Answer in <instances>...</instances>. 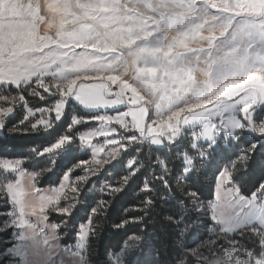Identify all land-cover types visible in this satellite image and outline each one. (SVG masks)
Wrapping results in <instances>:
<instances>
[{
    "label": "rangeland",
    "instance_id": "1",
    "mask_svg": "<svg viewBox=\"0 0 264 264\" xmlns=\"http://www.w3.org/2000/svg\"><path fill=\"white\" fill-rule=\"evenodd\" d=\"M92 81L104 84L117 107L74 113L61 136L33 149L31 168L27 157L0 154V243L8 244L0 264H87L91 219L64 244L61 222L49 217L103 190L105 181L88 194L83 187L139 144L164 146L187 133L200 148L242 130L264 135V0H0V133L21 108L24 119L13 131L52 130L79 84ZM23 87L57 98L35 107ZM83 95L84 102L94 96ZM74 154L86 158L57 183L39 185ZM192 167L185 155V173ZM231 168L203 206L214 222L211 238L179 264H264V185L244 195ZM243 230L257 237L260 253L238 245L234 236ZM138 238L111 252L110 264H137Z\"/></svg>",
    "mask_w": 264,
    "mask_h": 264
},
{
    "label": "trees",
    "instance_id": "2",
    "mask_svg": "<svg viewBox=\"0 0 264 264\" xmlns=\"http://www.w3.org/2000/svg\"><path fill=\"white\" fill-rule=\"evenodd\" d=\"M21 93L35 107L51 104L57 98L47 93L44 98L32 96L28 87L21 88ZM98 111L103 110H88L70 100L64 118L56 127L35 132L23 126L13 131L12 127L20 124L25 114L22 108L17 109L6 119L0 133V154L27 157L25 166L31 168L38 160L32 158L33 149L61 136L74 113L89 116ZM186 134L164 146L139 144L90 179L83 187L85 194L90 193L94 183L99 189L105 181L106 187L102 185L103 190L92 192L94 195L79 202L71 213H53L49 217L51 221L61 222L62 243L73 242L76 225L90 218L87 264H110V253L121 250L132 236L139 237L132 256L137 264H179L189 249L211 238L214 222L203 206L213 199L214 185L223 168L232 166V179L244 195H251L264 185V135L242 130L236 139L227 141L221 136L215 145L203 142L196 148L193 138ZM185 155L193 157V167L187 173ZM85 158L83 154H74L69 161L42 174L39 185L57 183L72 164ZM129 158L135 162L128 167ZM10 207L7 203L5 209ZM7 217L6 214L4 218ZM252 235L243 230L234 237L244 250L260 253L259 240L251 238ZM6 245L0 243V252Z\"/></svg>",
    "mask_w": 264,
    "mask_h": 264
},
{
    "label": "crops",
    "instance_id": "3",
    "mask_svg": "<svg viewBox=\"0 0 264 264\" xmlns=\"http://www.w3.org/2000/svg\"><path fill=\"white\" fill-rule=\"evenodd\" d=\"M121 3H124L129 0H119ZM88 89V90H86ZM83 91L93 92L94 96L91 97V101H82L84 97ZM106 88L104 84L100 81H92V82H82L77 87L76 93L73 96L74 100L79 103L82 107L88 110H100V109H111L117 107L113 104L112 97H107L105 95Z\"/></svg>",
    "mask_w": 264,
    "mask_h": 264
}]
</instances>
